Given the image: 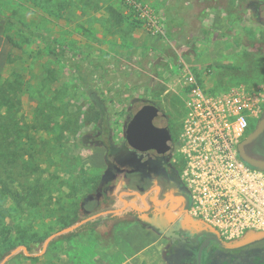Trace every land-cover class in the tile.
<instances>
[{
  "label": "rangeland",
  "instance_id": "1",
  "mask_svg": "<svg viewBox=\"0 0 264 264\" xmlns=\"http://www.w3.org/2000/svg\"><path fill=\"white\" fill-rule=\"evenodd\" d=\"M132 1L145 8L143 17L126 0H0L5 14L55 38L63 53L71 52L73 68L78 66V75L86 79L79 84L62 58L47 55L38 38L0 18V82L19 80L22 90L15 122L19 133L11 138L16 163L7 173L0 170L11 189L8 197L0 196V219L9 225L19 218L27 244L16 246L18 234L1 228L0 264L21 247L26 254L19 250L3 264H179L194 257L195 252H170L182 245L165 223L153 231L150 197L139 208L118 207L138 199L129 194L135 192L129 185L137 172L156 183L165 175L151 154L128 147L126 126L140 107L154 105L167 116L175 138L184 116L186 76L202 84L203 75L217 67L226 68L234 83L264 93V0ZM216 32L225 39L210 40ZM263 115L264 97L241 140ZM95 138H102L101 145ZM169 162L168 176L179 181L180 167ZM36 179L46 187L45 196L18 215L13 198L18 199L21 185ZM83 198H94L97 209L82 213ZM171 209L169 202L155 213ZM76 224L43 247L49 237ZM254 235L221 240L236 244Z\"/></svg>",
  "mask_w": 264,
  "mask_h": 264
},
{
  "label": "built area",
  "instance_id": "2",
  "mask_svg": "<svg viewBox=\"0 0 264 264\" xmlns=\"http://www.w3.org/2000/svg\"><path fill=\"white\" fill-rule=\"evenodd\" d=\"M126 3L142 17L146 13L140 4ZM185 90L171 158L189 197L184 217L190 228H212L227 239L263 232L264 170L246 163L237 149L249 120L260 113L263 91L244 83L215 91L190 74Z\"/></svg>",
  "mask_w": 264,
  "mask_h": 264
},
{
  "label": "flooded vegetation",
  "instance_id": "3",
  "mask_svg": "<svg viewBox=\"0 0 264 264\" xmlns=\"http://www.w3.org/2000/svg\"><path fill=\"white\" fill-rule=\"evenodd\" d=\"M167 123H168L167 128L172 143L171 145V153H172L174 134L170 127L168 118H167ZM262 135L263 133L245 147L246 153L249 156L253 158L264 157V153H263L264 139L262 138L259 139ZM256 142H258L259 146L255 145ZM134 152L139 153L136 151ZM171 153L167 158H162L161 156L157 155L154 151L139 153L144 155L151 154L153 159H155L157 162L160 163L161 171L165 175L159 176L157 178L158 182L156 183L155 181L150 180L148 176L145 177L140 172H137V174H135L133 178L134 188L132 190L138 192V194H141L147 191L148 189L151 190L148 193V195L145 196L150 197V200H148L147 204L152 209V212L154 211L153 213L150 214V219L151 221H153L152 224L154 226L153 231H156L155 226H157L160 223H165L166 226L170 227V231L172 232L171 237L175 238L174 241L180 242L182 245L179 246L178 249L171 250L170 252L175 253L178 252L177 250L188 251L191 254L192 252H195L194 257L187 256L179 264H197V253L203 242H205V244L201 252L200 264H264V239L252 243V244H256L257 246L250 247L251 244L247 245L249 247H246L242 251V255L244 259L241 260L237 255V253H235L234 251H232L231 253H223L221 249H219L222 247H220L214 240H210L211 237H215V236L221 240V237L218 234H215L203 228H196V229L190 228L189 222L184 217V215L186 214L183 212L184 209L187 210L185 200L183 197L178 195V193L181 190H184V188L180 180L177 181L176 179L168 176L171 173V169L169 168V164H170L169 161L172 160ZM166 179L168 183H171L173 185L167 192H165L166 184L164 182ZM179 198L182 199V202H179L178 200ZM169 202L172 205V209L168 213L165 212L166 210H162L160 214L155 213L156 210H158L164 205H167ZM226 250H235V249H226ZM254 250L257 252L253 254L252 252Z\"/></svg>",
  "mask_w": 264,
  "mask_h": 264
},
{
  "label": "trees",
  "instance_id": "4",
  "mask_svg": "<svg viewBox=\"0 0 264 264\" xmlns=\"http://www.w3.org/2000/svg\"><path fill=\"white\" fill-rule=\"evenodd\" d=\"M184 2V0H182ZM171 7H174V5H171ZM0 18L3 20H6L8 22H11L14 24L21 32L26 33L32 37L38 38L43 44H44V49L47 55L52 56L54 59L55 57L58 59H63L65 63L71 66L74 72H76V78L78 80V83H82L84 86V80L85 78H82L78 75V66L74 67V61H73V56L70 57V53L65 54L63 51L60 49L56 48L55 46V38H51L49 36L44 35L43 33L36 32L28 28L23 22L20 20L16 19L12 15H7L5 14L1 9H0ZM183 20V19H182ZM172 24L178 23L181 21V18L178 19H171L170 20ZM210 40H223L225 39V35L221 33H214L212 37H209ZM6 40L8 43H10L13 47H19L18 44H16L15 41H12L10 37H6ZM57 49V50H55ZM73 55V54H72ZM98 75V74H97ZM21 84L19 80H4L0 82V108H4L2 111H0V170L4 173H7L6 168L11 165L16 163V157H17V152L15 146L11 143V138L16 136L19 133V128L16 122V113L18 111V107L21 105ZM95 101V97L93 98ZM142 107H140L141 109ZM23 126V124L21 125ZM102 131L104 134L107 133V126L104 125L102 126ZM97 143L101 145V142H103L102 138H95L94 139ZM95 142V143H96ZM108 145V144H107ZM108 149V146H107ZM110 150V149H109ZM246 151V150H245ZM257 159H263L258 158ZM22 169L19 170L21 172ZM1 176V175H0ZM11 176V175H10ZM7 177L5 178H0V196L3 197H8V193H10L11 189L9 188V185L7 184ZM9 181V180H8ZM166 184V189L165 192H167L173 185L171 183L167 182V179L164 181ZM108 185V184H106ZM130 188H134V183L131 181L130 183ZM44 187V188H43ZM45 190L46 187L43 186V184L39 183V180L36 179L33 181L32 184L29 185H21V190L20 194H18V199L13 198V201L15 202V205L17 207H20V213L17 212V214H21L25 210L32 209L33 207L37 206L39 203V200L41 198H44L45 196ZM179 196L183 197L185 200L186 207L188 208L189 206V197L188 194L186 193L185 189L181 190L178 193ZM12 199V198H11ZM78 208L82 211L84 214H89L94 212L97 209V203L94 198H83L79 204ZM9 212L10 210H6ZM1 215V214H0ZM10 216V215H8ZM4 219V218H3ZM0 219V230L1 228L7 229V233H9L12 229L16 234L15 239L16 243L15 245H23L25 243V236H24V227H20L17 225V221L19 218H14L11 220V224L7 225L5 220ZM18 219V220H17ZM14 245V246H15ZM27 245V244H26ZM260 245V244H259ZM257 246L256 244H251L250 247ZM249 246H245L242 248H237L235 250H226V249H221L223 253H231L234 251L237 253L239 258L241 260L244 259L242 255V251ZM27 250H30V246H27Z\"/></svg>",
  "mask_w": 264,
  "mask_h": 264
},
{
  "label": "water",
  "instance_id": "5",
  "mask_svg": "<svg viewBox=\"0 0 264 264\" xmlns=\"http://www.w3.org/2000/svg\"><path fill=\"white\" fill-rule=\"evenodd\" d=\"M167 117L163 111L157 108L154 105H146L139 109L136 113L134 118H132L126 126V144L132 150L144 153L148 151H154L157 155L161 156L162 158H167L171 153V138L167 128ZM264 131V115L262 117L261 122L259 123L258 127L245 139L241 140L237 146L238 153L240 157L249 165L260 168L264 170V160L257 159L249 156L246 151L245 147L254 141L257 137H259ZM131 195H136L139 197H143L145 195H140L137 192L129 193ZM127 202V201H126ZM125 202V203H126ZM186 214L187 210H183ZM109 213H115V211H110ZM96 217V216H95ZM80 224H76L74 226H70L64 229L61 232L49 237L44 242V248L54 236L59 234H64L67 232H71L75 230ZM210 230L217 234V232L210 228ZM264 239V232L257 233L254 236L250 237L249 239L238 242L236 244H227L222 242L218 237H211L210 240H214L220 247L224 249H237L254 242H258ZM205 242H203L198 250L197 253V264H200L201 260V252L203 249ZM19 250H23L26 254V249L21 247L12 251L1 264H3L11 255L15 254Z\"/></svg>",
  "mask_w": 264,
  "mask_h": 264
},
{
  "label": "crops",
  "instance_id": "6",
  "mask_svg": "<svg viewBox=\"0 0 264 264\" xmlns=\"http://www.w3.org/2000/svg\"><path fill=\"white\" fill-rule=\"evenodd\" d=\"M232 61V60H230ZM223 67H217L215 69L208 70L206 74L203 75L202 78V86L204 88H227L231 85H234L235 78L225 71Z\"/></svg>",
  "mask_w": 264,
  "mask_h": 264
},
{
  "label": "bare ground",
  "instance_id": "7",
  "mask_svg": "<svg viewBox=\"0 0 264 264\" xmlns=\"http://www.w3.org/2000/svg\"><path fill=\"white\" fill-rule=\"evenodd\" d=\"M137 200H140L139 201V203H138V201ZM145 200H146V196H143V197H138V199L136 198V199H134L133 201H130V202H119L117 205H118V207H123V209H128V208H139L142 204H145L146 202H145ZM147 204V203H146Z\"/></svg>",
  "mask_w": 264,
  "mask_h": 264
}]
</instances>
